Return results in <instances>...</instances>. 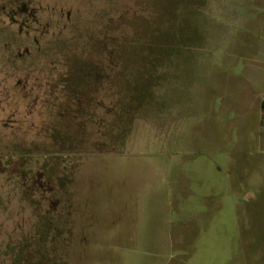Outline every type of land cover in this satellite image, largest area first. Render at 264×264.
I'll return each mask as SVG.
<instances>
[{
  "label": "rangeland",
  "instance_id": "rangeland-1",
  "mask_svg": "<svg viewBox=\"0 0 264 264\" xmlns=\"http://www.w3.org/2000/svg\"><path fill=\"white\" fill-rule=\"evenodd\" d=\"M264 0H0V264H264Z\"/></svg>",
  "mask_w": 264,
  "mask_h": 264
},
{
  "label": "trees",
  "instance_id": "trees-1",
  "mask_svg": "<svg viewBox=\"0 0 264 264\" xmlns=\"http://www.w3.org/2000/svg\"><path fill=\"white\" fill-rule=\"evenodd\" d=\"M262 105L264 106V95H263V99H262Z\"/></svg>",
  "mask_w": 264,
  "mask_h": 264
}]
</instances>
